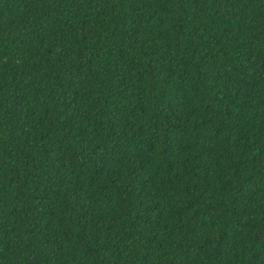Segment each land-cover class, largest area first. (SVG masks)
I'll list each match as a JSON object with an SVG mask.
<instances>
[{
  "label": "trees",
  "instance_id": "obj_1",
  "mask_svg": "<svg viewBox=\"0 0 264 264\" xmlns=\"http://www.w3.org/2000/svg\"><path fill=\"white\" fill-rule=\"evenodd\" d=\"M0 264H264V0H0Z\"/></svg>",
  "mask_w": 264,
  "mask_h": 264
}]
</instances>
